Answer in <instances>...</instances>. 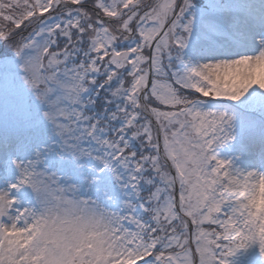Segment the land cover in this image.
Masks as SVG:
<instances>
[{"label":"snow or ice","instance_id":"6c2138e0","mask_svg":"<svg viewBox=\"0 0 264 264\" xmlns=\"http://www.w3.org/2000/svg\"><path fill=\"white\" fill-rule=\"evenodd\" d=\"M0 264H264V0H0Z\"/></svg>","mask_w":264,"mask_h":264}]
</instances>
